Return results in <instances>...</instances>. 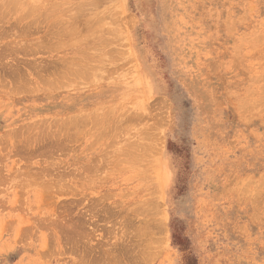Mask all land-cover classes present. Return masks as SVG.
<instances>
[{
  "label": "rangeland",
  "instance_id": "374dc122",
  "mask_svg": "<svg viewBox=\"0 0 264 264\" xmlns=\"http://www.w3.org/2000/svg\"><path fill=\"white\" fill-rule=\"evenodd\" d=\"M13 1L0 264H264V0Z\"/></svg>",
  "mask_w": 264,
  "mask_h": 264
},
{
  "label": "bare ground",
  "instance_id": "6f19581e",
  "mask_svg": "<svg viewBox=\"0 0 264 264\" xmlns=\"http://www.w3.org/2000/svg\"><path fill=\"white\" fill-rule=\"evenodd\" d=\"M12 1H13V0H12ZM23 1H24V0H23ZM13 2H14V1H13ZM17 2H18V1H17ZM21 2H22V1H21ZM15 3H16V2H15ZM30 3H32V2L30 1ZM0 4H1V3H0ZM8 4H9V3H8ZM32 4H33V3H32ZM13 6H14V5H13ZM10 7H12V6H10ZM30 7H31V6H30ZM33 7H34V6H33ZM3 8H4V7H3ZM6 8H7V7H6ZM16 8H17V7H16ZM33 10H35V9L33 8ZM38 12H39V11H38ZM42 12H43V11H42ZM44 12H45V10H44ZM48 12H49V11H48ZM29 13H30V12H29ZM23 14H24V13H23ZM35 14H36V13H35ZM28 15H29V14H28ZM19 16H20V15H19ZM23 16H24V15H23ZM23 16H22V17H23ZM32 16H33V15H32ZM54 16H55V15H54ZM56 17H57V15H56ZM23 18H25V17H23ZM91 18H92V17H91ZM31 19H33V18H31ZM93 19H94V18H93ZM84 21H85V20H84ZM89 21H90V19H89ZM34 22H35V21H34ZM90 22H91V21H90ZM107 22H109V21H107ZM73 23L75 24V22H73ZM113 23H114V22H113ZM62 24H63V23H62ZM62 24H60V25H62ZM66 24H67V23H66ZM66 24H65V25H66ZM86 24H87V21H86ZM115 24H116V23H115ZM110 25H111V24H110ZM113 25H114V24H112V26H113ZM76 26H77V25H76ZM84 26L87 27L88 25H84ZM91 27H92V26H91ZM91 27H90V28H91ZM115 27H116V26H115ZM115 27H114V28H115ZM24 28H25V27H24ZM57 28H58V27H57ZM107 28H108V26H107ZM109 28H110V26H109ZM63 29H64V28H63ZM92 29H93V28H91L90 30H92ZM105 29H106V28H105ZM111 29H112V28H111ZM93 30H94V29H93ZM106 30H107V29H106ZM112 30H114V29H112ZM18 31H19V30H18ZM49 31H51V30L49 29ZM52 31H53V30H52ZM56 31H58V30H56ZM60 31H61V30H60ZM84 31H85V30H84ZM108 31H109V30H108ZM43 32H44V31H43ZM65 32H66V31H65ZM85 32H86V31H85ZM17 33H18V32H17ZM20 33H21V32H20ZM82 33H83V32H82ZM53 34H54V33H53ZM53 34H52V35H53ZM57 34H58V33H57ZM77 34H78V33H77ZM83 34H84V33H83ZM83 34H82V35H83ZM41 35H42V34H41ZM15 36H16V35H15ZM24 36H25V35H24ZM29 37H30V36H29ZM12 38H13V37H12ZM14 38H15V37H14ZM24 38H25V37H24ZM37 38H38V37H37ZM44 38H45V37H44ZM46 38H47V37H46ZM75 38H76V37H75ZM75 38H73V39H75ZM255 38H257V37H255ZM84 39H85V38H84ZM86 39H87V38H86ZM29 40H31V39H29ZM44 40H45V39H44ZM47 40H48V39H47ZM62 40H63V39H62ZM70 40H71V39H70ZM81 40H82V39H81ZM81 40H80V41H81ZM15 41H16V40H15ZM19 41H20V40H19ZM25 41H26V40H25ZM34 41H35V40H34ZM41 41H43V39H42ZM63 41H64V40H63ZM68 41H69V40H68ZM68 41H66V43H67ZM74 41H75V40H74ZM74 41H73V42H74ZM80 41H79V42H80ZM12 42H13V41H12ZM26 42H27V41H26ZM107 42H109V41H107ZM19 43H20V42H19ZM36 43H37V42H36ZM42 43H43V42H42ZM54 43H55V42H53L52 44H54ZM44 44H45V43H43V45H44ZM29 45H30V44H29ZM36 45H37V44H36ZM38 45H39V44H38ZM56 45H57V44H56ZM61 45H62V44H61ZM67 45H68V44H67ZM18 46H19V45H18ZM52 46H53V45H52ZM111 46H112V45H111ZM23 47H24V46H23ZM50 47H51V46H50ZM37 48H38V47H37ZM117 49H118V48H117ZM75 51H76V50H75ZM108 52H109V51H108ZM114 52H115V51H114ZM80 53H81V52H80ZM118 53H119V52H118ZM105 54H106V53H105ZM115 54H116V53H115ZM94 55H95V54H94ZM72 58H73V57H72ZM75 58H76V57H75ZM75 58H74V59H75ZM116 58H117V57H116ZM118 59H119V58H118ZM63 60H64V59H63ZM82 60H83V59H82ZM32 64H33V63H32ZM56 64H57V63H56ZM73 64H74V63H73ZM80 65H81V64H80ZM82 65H83V64H82ZM81 67H82V66H81ZM55 69H56V68H55ZM87 69H88V68H87ZM80 71H81V70H80ZM84 71H85V70H84ZM103 71H104V70H103ZM68 72H70V71L68 70ZM71 74H72V73H71ZM56 75H57V74H56ZM72 75H73V74H72ZM38 78H39V77H38ZM26 79H27V78H26ZM28 79H29V77H28ZM59 81H60V80H59ZM30 83H31V82H30ZM42 83H43V82H42ZM249 106H250V105H249ZM254 107H255V106H254ZM120 115H121V114H120ZM140 115H142V114H140ZM116 117H117V116H116ZM119 117H120V116L118 115V118H119ZM71 119H72V118H71ZM81 119H82V118H81ZM104 119H105V118H104ZM70 121H71V120H70ZM80 121H81V120H80ZM103 121H105V120H103ZM119 121H120V119H119ZM130 121H131V120H130ZM67 122H68V121H67ZM97 122H98V121H97ZM117 122H118V121H117ZM104 123H105V122H104ZM83 124H84V123H83ZM66 125H67V124H66ZM66 125H65V127H66ZM72 125H73V124H72ZM73 126H74V125H73ZM24 127H25V126H24ZM74 127H75V126H74ZM32 128H33V127H32ZM71 128H72V127H71ZM110 129H111V128H110ZM24 130H25V129H24ZM85 130H86V129H85ZM24 132H25V131H24ZM106 132H107V129H106ZM111 132H112V131H111ZM69 133H70V132H69ZM134 133H135V132H134ZM141 133H142V132H141ZM96 134H97V133H96ZM106 134H107V133H106ZM120 134H121V133H120ZM142 134H143V133H142ZM54 135H55V134H54ZM107 135H108V134H107ZM117 135H118V134H117ZM23 136H24V135H23ZM37 136H38V135H37ZM40 136H41V135H40ZM46 136H47V134H46ZM113 136H114V135H113ZM137 136L139 137V135H137ZM24 137H26V136H24ZM26 138H27V137H26ZM61 138H62V137H61ZM64 138H65V137H64ZM123 138H124V137H123ZM146 138H147V137H146ZM110 139H111V138H110ZM124 139H126V138H124ZM96 140H97V139H96ZM111 140H112V139H111ZM114 140H115V138H114ZM116 140H117V139H116ZM119 140H120V139H119ZM122 140H123V139H122ZM122 140H121V141H122ZM126 140H127V139H126ZM135 140H136V139H135ZM130 141H132V140H130ZM130 141H129V142H130ZM116 143H117V142H116ZM131 144H132V143H131ZM133 144H134V143H133ZM126 145H127V144H126ZM128 145H130V144H128ZM136 145H137V144H136ZM139 145L141 146V144H139ZM56 146H57V145H56ZM118 146H119V145H118ZM104 147H105V146H104ZM133 147H134V145H133ZM133 147H132V148H133ZM144 147H145V145H144ZM61 148H62V146H61ZM113 148H114V147H113ZM103 149H104V148H103ZM117 149H118V148H117ZM117 149H116V150H117ZM123 149H124V148H123ZM123 149H122V150H123ZM139 149H140V147H139ZM139 149H138V150H139ZM40 150H41V149H40ZM59 150H60V149H59ZM112 151H113V150H112ZM127 151H128V150H127ZM127 151H126V152H127ZM141 151H142V150H141ZM31 152H32V151H31ZM34 152H35V151H34ZM128 152H129V151H128ZM35 153H36V152H35ZM107 153H108V152H107ZM111 154H112V153H111ZM119 154H120V153H119ZM1 155H2V154H1ZM112 155H113V154H112ZM128 155H129V154H128ZM130 155H131V154H130ZM130 155H129V156H130ZM139 155H140V154H139ZM146 155H147V153H146ZM34 156H36V155H34ZM107 156H108V155H107ZM2 157H3V155H2ZM98 157H100V156H98ZM101 157H103V156H101ZM117 157H118V156H117ZM117 157H116V158H117ZM140 157H141V155H140ZM7 158H8V156H7ZM52 158H54V157H52ZM138 158H139V157H138ZM0 159H2V158H0ZM109 159H110V157H109ZM142 159H144V158H142ZM97 160H98V159H97ZM99 160H100V158H99ZM110 160H111V159H110ZM51 161H52V160H51ZM125 161H126V160H125ZM125 161H124V162H125ZM2 162H3V160H2ZM110 162H111V161H110ZM110 162H109V163H110ZM105 163H106V162H105ZM127 163H128V161H127ZM101 165H102V164H101ZM103 165H104V164H103ZM107 165H108V164H107ZM11 166H12V165H11ZM14 166H15V165H14ZM53 166H54V165H53ZM12 167H13V166H12ZM15 167H16V166H15ZM55 167H56V165H55ZM47 168H48V167H47ZM95 168H96V167H95ZM22 169H23V168H22ZM42 169H43V168H42ZM42 169H41V170H42ZM44 169H46V167H45ZM53 169H56V168H53ZM57 169H58V168H57ZM23 170H24V169H23ZM27 170H28V168H27ZM93 171H94V170H93ZM134 171H135V170H134ZM20 172H21V171H20ZM23 172H24V171H23ZM25 172H26V170H25ZM53 172H54V170H53ZM53 172H52V174H53ZM56 172H57V171H56ZM44 173H45V172H44ZM62 173H64L63 170H62ZM62 173L60 172L59 174L62 175ZM16 174H17V173H16ZM33 174H34V173H33ZM35 174L38 175V173H36V172H35ZM45 174H46V173H45ZM31 175H32V174H31ZM31 175H30V176H31ZM36 175H32L31 178L33 177V179H34V177H35ZM15 176H16V175H15ZM48 176H49V175H48ZM63 176H64V175H63ZM36 177H37V178H36ZM36 177H35V179H38V176H36ZM23 178H24V177H23ZM57 178H58V177H57ZM64 178H65V177H64ZM27 179H28V178H27ZM27 179H26L25 181H27ZM23 180H24V179H23ZM23 180H19V179H18V181H23ZM60 180H61V178H60ZM46 181H47V180H46ZM46 181H45V182L43 181V183H44V184L47 183ZM50 182H51V181H50ZM54 182H55V181H54ZM25 183H26V182H24V184H25ZM30 183H31V182H30ZM43 183H42V184H43ZM28 184H29V183H28ZM32 184H33V183H32ZM42 184H41V186H42ZM48 184H50V183H48ZM55 184H56V183H55ZM60 184H61V183H60ZM11 185H13V184H11ZM25 185H26V184H25ZM46 185H47V184H46ZM57 185H59V184H57ZM9 186H10V184H9ZM22 186H23V185H22ZM30 186H32V185H30ZM47 186H49V185H47ZM47 186H46V187H47ZM61 186H62V185H61ZM16 187H17V186H16ZM43 187H45V186H43ZM49 187H50V186H49ZM52 187H55V186L52 185ZM1 188H2V187H1ZM50 188H51V187H50ZM254 188H255V187H254ZM16 189H17V188H16ZM43 189H44V188H43ZM46 189H47V188H46ZM0 190H1V189H0ZM18 190H22V189L18 188ZM48 190H50V189H47V190H45V191H48ZM54 190H55V189H54ZM255 190H256V189H255ZM3 191H4V190H3ZM48 192H49V191H48ZM55 193H56V191H55ZM255 194H256V193H255ZM261 194H262V193H261ZM45 195H46V194H44L43 196H45ZM47 196H48V195H47ZM49 196H52V195H49ZM262 196H263V195H262ZM263 197H264V196H263ZM18 198H19V197H18ZM41 198H42V197H41ZM44 198H45V197H44ZM44 201H45V200H44ZM23 202H24V201H23ZM42 202H43V201H42ZM17 203H18V202H17ZM44 204H45V202H44ZM46 204H48V203H46ZM46 204H45V205H46ZM41 205H42V204H41ZM11 207H12V206H11ZM46 207H47V206H46ZM13 208H14V207H13ZM30 208H31V206H30ZM14 210H15V209H14ZM28 211H29V210H28ZM41 211H42V209L40 210V212H41ZM65 212H66V211H65ZM44 213H45V212H44ZM58 214H59V213H58ZM58 214H56V215H58ZM62 214H63V213H62ZM33 215H34V214H33ZM42 216H43V215H42ZM130 216H131V215H130ZM43 217H44V216H43ZM52 218H53V217H52ZM56 218H57V217H56ZM60 218H61V217H60ZM64 218H65V217H64ZM35 219H36V218H35ZM49 219H51V218H49ZM58 219H59V218H58ZM61 219L63 220V218H61ZM9 220H10V219H9ZM32 220H33V219H32ZM54 220H55V219H54ZM34 221H35V220H34ZM34 221H33V222H34ZM48 221H49V220H48ZM50 221H52V220H50ZM66 221H67V220H66ZM66 221H65V222H66ZM9 222H10V221H9ZM12 222H13V221H12ZM52 222H53V221H52ZM52 222H51V223H52ZM60 222H61V220H60ZM56 223H57L56 221H55V223L53 222L54 225H55ZM58 223H59V222H58ZM63 223H64V222H63ZM83 223H84V222H83ZM6 224H8V223L6 222ZM6 224H5V225H6ZM18 224H19V223H18ZM27 224H28V223H27ZM32 224H33V223H32ZM37 224H38V223H37ZM53 224H51V225L53 226ZM85 224H86V223H85ZM19 225H20V224H19ZM40 225H41V224H40ZM40 225H39V226H40ZM56 225H57V224H56ZM62 225H63V224H62ZM24 226H25V225H24ZM28 226H30V223H29ZM42 226H43V225H42ZM44 226H45V225H44ZM7 227H9V225H8ZM32 227H33V226H32ZM34 227H35V226H34ZM60 227H61V226H60ZM40 228H43V227H40ZM50 228H51V226H50ZM62 228H63V227H62ZM27 229H28V228H27ZM34 229H35V228H34ZM51 229H52V228H51ZM64 229H65V228H64ZM78 229H79V228H78ZM67 232H68V231H66V233H67ZM66 233H65V234H66ZM21 234H23V233H21ZM53 234H54V233H53ZM70 234H71V233H70ZM25 236H26V235H25ZM52 236H53V235H52ZM71 236H72V235H71ZM71 236H70V237H71ZM78 237H79V236H78ZM21 238H22V237H21ZM67 239H69V238H67ZM77 239H78V238H77ZM45 241H46V240H45ZM82 242H83V241H82ZM69 243H70V242H69ZM45 244H46V243H45ZM72 244H73V242H72ZM80 244H81V243H80ZM75 245H76V244H75ZM83 245H85V243H84ZM78 247H79V246H78ZM81 247H82V246H81ZM101 249H102V248H101ZM86 250H88V249H86ZM106 251H107V250H106ZM110 251H111V250H110ZM107 253H109V252H107ZM82 254H83V253H82ZM84 255H85V254H84ZM88 255H89V254H88ZM102 255H103V254H102ZM129 255H130V254H129ZM82 256H83V255H82ZM85 256H87V255H85ZM107 256H108V255H107ZM111 256H113V255H111ZM80 257H81V256H80ZM108 257H109V256H108ZM90 258H91V257H90ZM90 260H91V259H90ZM115 260H116V259H115ZM103 261H105V260H103ZM90 262H91V261H90ZM114 262H115V261H114ZM95 263H97V262H95ZM90 264H91V263H90ZM108 264H109V261H108ZM115 264H116V263H115Z\"/></svg>",
  "mask_w": 264,
  "mask_h": 264
}]
</instances>
